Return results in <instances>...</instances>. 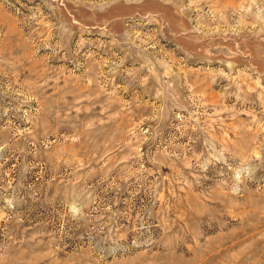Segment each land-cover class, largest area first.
<instances>
[{"label":"rangeland","instance_id":"rangeland-1","mask_svg":"<svg viewBox=\"0 0 264 264\" xmlns=\"http://www.w3.org/2000/svg\"><path fill=\"white\" fill-rule=\"evenodd\" d=\"M0 264H264V0H0Z\"/></svg>","mask_w":264,"mask_h":264}]
</instances>
